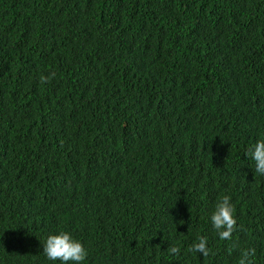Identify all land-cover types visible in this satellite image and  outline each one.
<instances>
[{"label": "trees", "instance_id": "obj_1", "mask_svg": "<svg viewBox=\"0 0 264 264\" xmlns=\"http://www.w3.org/2000/svg\"><path fill=\"white\" fill-rule=\"evenodd\" d=\"M262 138L264 0H0V264H264Z\"/></svg>", "mask_w": 264, "mask_h": 264}, {"label": "clouds", "instance_id": "obj_2", "mask_svg": "<svg viewBox=\"0 0 264 264\" xmlns=\"http://www.w3.org/2000/svg\"><path fill=\"white\" fill-rule=\"evenodd\" d=\"M55 73L49 76H41V84L49 82L54 78ZM255 165V174L264 176V138L256 140L245 153ZM211 223L218 237L221 240H231L232 234L237 230V219L235 217V206L231 203L229 195H223L216 202L210 216ZM192 252L208 257L211 249L208 247V238L205 236L197 237L191 248ZM170 254H179V247L173 246L168 249ZM43 253L49 261H60L61 264H82L85 261L88 252L83 243L73 237L68 232L61 230L58 234H50L43 244ZM255 256L254 248L240 250L238 264H253Z\"/></svg>", "mask_w": 264, "mask_h": 264}]
</instances>
